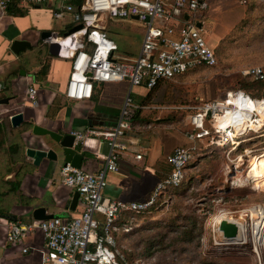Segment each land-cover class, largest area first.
<instances>
[{"label": "built area", "instance_id": "built-area-1", "mask_svg": "<svg viewBox=\"0 0 264 264\" xmlns=\"http://www.w3.org/2000/svg\"><path fill=\"white\" fill-rule=\"evenodd\" d=\"M14 1L24 5H43L52 0H0V11L6 10ZM208 8L207 0H83L78 7L69 4L61 11H55L53 16L56 19L68 12L73 22L82 26L80 30L55 41L60 48L63 46L60 40L72 43L71 52L65 54L71 64L65 97L76 102L90 100L95 84L125 82L130 89L152 90L159 83L173 81L200 66L215 67V51L208 46L203 29L195 20ZM105 13L120 19L137 17L145 24L140 51L134 59L124 61L113 55L116 46L107 40L99 26L100 17ZM241 75L254 81L264 79L261 68L243 71ZM27 97L30 103L36 104L37 90L29 87ZM253 103L261 104L260 109L252 107ZM263 103L239 90L227 93L220 100L174 108L189 112L185 131L189 145L177 147L166 156L169 171L157 182L147 200L121 202L106 197L104 191L107 176L119 170L118 154L127 144L124 137L130 128L129 118L133 108H139L129 91L116 125L70 132L75 146L86 138L97 137L109 148L104 166L96 173L75 168L69 163L60 169L62 184L79 194L82 207L79 215L68 220L53 217L29 223L10 222L5 234L6 242L17 245L39 232L45 246L42 264H145L140 258L130 259L131 250L119 242V235L132 230V217L126 218L146 212L157 204L167 206L169 190L181 186L188 165L209 147L225 153L232 166V169H227V181L229 187H233L232 182L238 176L233 171L242 165L243 157L250 151L244 149L235 158L233 153L264 136ZM136 157L140 158L139 155ZM215 226L218 231V225ZM222 242L233 244L223 236ZM214 244L217 245L215 241ZM22 251L26 253L27 248Z\"/></svg>", "mask_w": 264, "mask_h": 264}, {"label": "crops", "instance_id": "crops-1", "mask_svg": "<svg viewBox=\"0 0 264 264\" xmlns=\"http://www.w3.org/2000/svg\"><path fill=\"white\" fill-rule=\"evenodd\" d=\"M211 1L208 10L195 19L203 32L216 33L213 29L218 26L225 30L230 27L229 20L232 17L234 22L241 17L242 13L237 18L233 13L235 7L242 8L239 4L242 1ZM82 2L83 0H52L43 5H24L14 1L6 10L0 11V99L11 97L7 105H0V181L5 183L2 186L3 192L0 191V264H42L43 260L45 246L40 233L35 232L22 243L11 245L5 240L8 223L31 222L30 213L38 207H43L46 213L63 220L78 216L82 210L79 198L74 209H71V199L75 191L62 184L60 169L63 162L43 161L34 166L32 160L26 157L27 148L37 149L41 143L40 137L31 134L32 126L38 125L63 134L87 128L103 129L114 126L120 117L128 92L130 91V97L131 92L134 94V103L137 97L144 98L143 94L147 93L143 88L130 89L128 83L120 82L95 84L90 100L71 103L65 97L64 91L71 69L70 60L65 54L71 52L72 43L60 40L63 41L61 52L52 56L49 54V42L42 38V35L49 33L51 42L73 33L71 31L77 24L73 22L70 13L65 12L59 19L53 14L69 4L78 7ZM227 11H230L229 20L219 19L220 15ZM217 12L220 14L217 15ZM108 19L107 16L100 17V31L116 46L113 55L120 58L118 53L125 50L124 38L108 27ZM123 19L129 22L138 21L143 26L137 56L145 33V24L133 17ZM227 22L228 24H225ZM127 39L128 37L125 41ZM15 40L25 41L30 47L15 55L11 51V44ZM177 80H181V77L161 82L159 86ZM29 87L37 90V102L34 105L27 97ZM195 100L196 98L186 103L180 101L167 107L174 109L195 106L198 104L194 103ZM135 106L139 107V110L145 109L142 104L135 103ZM15 113L23 115L24 128L23 125L18 128L11 126L9 117ZM134 114L135 111L130 116L131 127L136 125L135 117H132ZM185 123L183 131L159 129L153 140H143L141 144L133 137L124 138L127 144L118 154L119 170L107 176L104 195L121 202L147 200L157 182L169 171L166 156L177 147L189 145L185 137L187 116ZM136 127L133 126L134 129ZM130 141L132 144H128ZM73 145L75 146L74 142ZM76 151L83 155L80 168L96 173L104 166L109 148L105 141L89 137L76 146ZM137 155L140 158H137ZM3 214H8L11 218L2 216ZM122 240L123 236H120L121 244ZM122 245L127 248L125 244ZM25 248L27 252L23 253Z\"/></svg>", "mask_w": 264, "mask_h": 264}, {"label": "rangeland", "instance_id": "rangeland-1", "mask_svg": "<svg viewBox=\"0 0 264 264\" xmlns=\"http://www.w3.org/2000/svg\"><path fill=\"white\" fill-rule=\"evenodd\" d=\"M207 1L212 3L211 0ZM240 1H242V3L239 2L242 8L240 6L235 7L233 15L237 18L240 13L242 14L235 22L232 15H230L232 19L229 20L228 12L230 11L219 17L221 20H229L230 27L223 30L222 27L218 26L213 29L216 32L213 34L204 32L206 41H209L208 46L216 52L217 65L215 67L200 66L177 77H181V80L163 83L157 87L146 98L145 109H140L132 116L135 117L136 124L133 126L137 127L134 129L130 125L129 130L126 131L125 139L133 137L141 144L143 140H153L159 129L183 131L189 112L169 109L167 106L177 104L180 101L186 103L195 98L194 103L198 102L199 104L204 101L220 100L229 92L243 91L237 85V80L245 78L250 82H257L249 77H243L241 73L252 68H261L264 72V0ZM219 14L217 12V15ZM102 16L109 17L108 27L124 38L123 47L126 51L123 50L118 53L121 60L134 59L143 31L141 23L111 17L108 13ZM231 23L233 24L231 25ZM126 37L128 39L125 41ZM260 81L264 82V79ZM252 92L257 93V89H252ZM248 95L250 96V94ZM133 96L134 94L131 92V98ZM144 98L142 96L137 97L135 103L142 104ZM251 98L264 101L263 95L258 98ZM74 102L76 101H71V103ZM133 110L137 111L134 108ZM131 119L129 120L130 124ZM22 127L24 128L25 125ZM244 149L249 150L250 153L243 157L242 165H239L238 168L240 173L237 174V179L232 182L233 187H229V181H227L229 174L227 169L228 167L229 170L232 169V166L225 153H220L218 156L209 157V160L202 162L198 171L200 185L197 183L193 192L180 195L172 200V204H174L172 212L182 211L187 217H194L198 221L202 218V223L199 222L200 234L196 231L193 240L187 243L186 247L184 246L185 249L180 251L181 253L166 248L164 252L156 251L155 254L151 255L152 257L142 259L143 263L264 264V243L257 244L254 241L255 235H253V233L256 234V225L259 224L258 212L264 211V171L262 174L259 170L258 172L255 171L256 164L264 161V136L247 143L246 147L243 145V148L234 152L232 157L235 158L242 154ZM3 185L5 183L0 181L1 192H3ZM170 204L168 201L165 209H168ZM252 207L255 209V218L242 222L245 226L247 240L237 242L239 244H223V242L221 244L222 236H220L221 234L217 231L211 218L221 213L236 217L237 214L248 211ZM133 237L134 235L122 240V244H125L128 250H131L129 247ZM256 239L258 241L257 235ZM214 241L216 244H220L215 245Z\"/></svg>", "mask_w": 264, "mask_h": 264}, {"label": "trees", "instance_id": "trees-1", "mask_svg": "<svg viewBox=\"0 0 264 264\" xmlns=\"http://www.w3.org/2000/svg\"><path fill=\"white\" fill-rule=\"evenodd\" d=\"M236 83L240 89L250 94L253 98L264 96V82H250L242 78L241 80H237ZM158 86L159 85L152 90L144 89L147 93L145 95L146 97L142 100V105H145L146 98ZM252 89H257V93H253ZM262 92L263 94H260ZM139 111L140 110L137 109L135 113ZM201 153V156H198L194 162L188 165L187 175L181 186L169 190L168 197L170 198L171 204L168 209H165V205L157 204L146 212L131 214L126 218L132 217V230L128 234L123 235V240H125L126 237L128 238L134 235L129 247L131 248V253L129 255L130 259H145L155 254L156 251L159 253L166 251V248H171V251H178V253H181L180 251L185 249V245L193 240L195 232L197 231L200 234L201 226L199 222L202 223V218L198 221L194 217H187L182 211L172 212L174 206L172 200L180 195L193 192L197 183L200 185L198 171L202 162L209 160V157L218 156L220 153H223V151L209 147L203 149ZM2 216L11 218L8 214H3Z\"/></svg>", "mask_w": 264, "mask_h": 264}, {"label": "water", "instance_id": "water-1", "mask_svg": "<svg viewBox=\"0 0 264 264\" xmlns=\"http://www.w3.org/2000/svg\"><path fill=\"white\" fill-rule=\"evenodd\" d=\"M137 19V17H133ZM147 20V19H146ZM81 25H77L73 28L71 32H75L81 29ZM42 38L49 42V54L52 56H57L59 54L60 45L55 41H49V33H44ZM30 45L25 41L15 40L11 44V51L15 55L23 52L25 48H29ZM11 100V97H4L0 99V105H7ZM10 124L13 128L20 127L24 118L21 113L12 114L9 117ZM31 134L36 137L41 138V143H39V148H27L25 150V155L32 160L34 166H38L43 161L49 162H63V165L69 163L75 168H80L83 160V155L76 151V146L73 145L74 137L70 133H59L58 131H53L48 128H44L38 125H33L31 129ZM45 148V149H42ZM79 194L75 191L71 199V209H74ZM32 220H46L53 218L54 216L46 213L43 207H38L32 209L30 213ZM218 231L222 234L225 239L233 240L237 236V226L235 223L228 222L226 220L220 221L218 224Z\"/></svg>", "mask_w": 264, "mask_h": 264}, {"label": "bare ground", "instance_id": "bare-ground-1", "mask_svg": "<svg viewBox=\"0 0 264 264\" xmlns=\"http://www.w3.org/2000/svg\"><path fill=\"white\" fill-rule=\"evenodd\" d=\"M252 107H254L255 109L259 110L260 107H261V104L253 103ZM238 168H239V166L236 167L234 169V171H233V173H235V176H237V174L240 173V172H238L239 171ZM258 170L260 171L261 174L263 173V171H264V161L260 162L259 164H256L255 171L258 172ZM254 216H255V209L252 207V208L248 209V211H244V212H241V213L237 214L236 217H234L231 214L227 215L225 213H221V214L216 215L215 217L211 218V220H212V222L215 225H218L220 223V221H222V220H226L228 222L235 223L236 226H237V236H236V238L234 240H232L231 243L239 244L237 242H245L247 240L246 239L247 236H246L245 226L243 225L242 222L247 220V219L248 220H253L255 218ZM257 220H258L259 224L256 225L257 226L256 229H255L256 230V234L253 233V235H255V240L254 241L257 244H261V243H264V234H263V232H264V211H259L258 212ZM256 235H257L258 241L256 239Z\"/></svg>", "mask_w": 264, "mask_h": 264}]
</instances>
